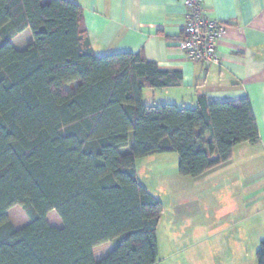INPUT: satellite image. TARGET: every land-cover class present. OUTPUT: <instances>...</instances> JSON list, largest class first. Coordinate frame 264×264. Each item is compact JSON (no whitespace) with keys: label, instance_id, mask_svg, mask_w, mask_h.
I'll list each match as a JSON object with an SVG mask.
<instances>
[{"label":"trees","instance_id":"trees-1","mask_svg":"<svg viewBox=\"0 0 264 264\" xmlns=\"http://www.w3.org/2000/svg\"><path fill=\"white\" fill-rule=\"evenodd\" d=\"M83 17L68 0H0V264H155L162 205L136 160L175 152L194 178L259 140L247 97L144 103L143 88L177 86L181 72L140 53L95 55ZM16 205L21 227L7 215ZM255 256L264 264V238Z\"/></svg>","mask_w":264,"mask_h":264},{"label":"crops","instance_id":"crops-1","mask_svg":"<svg viewBox=\"0 0 264 264\" xmlns=\"http://www.w3.org/2000/svg\"><path fill=\"white\" fill-rule=\"evenodd\" d=\"M68 1L82 8L83 25L95 55L140 53L148 61L156 62L162 69L181 72L182 80L177 86L143 88L144 103L184 106L185 103L194 104L199 94H205L215 101L242 97L249 99L258 129V142L235 145L230 159L194 179L198 182L201 179L208 181L199 182L200 185H215L225 189L233 183L237 186L236 183L241 182L243 177L249 178V185L241 186L248 191L263 188L261 197L257 196V191L254 194L263 203L264 0H203L206 12L226 23V31L216 48L218 63L208 65L191 61L180 47L185 12L182 0ZM14 38L12 44L16 48ZM233 159L236 160L235 164L239 166L240 172L232 168ZM238 173L240 176H237ZM255 198H246L247 205L253 207L251 211L259 206ZM239 214L240 212L233 214L232 218L241 222V227L236 230H219L213 234L205 233L203 239L209 242V239L214 238L213 242L209 243L207 249L190 247L192 252L196 249L195 256H186L185 264H253L249 255L254 251L256 253L259 242L264 237V226L244 227V216ZM252 219L258 223L259 214L246 215L247 221ZM26 223L15 226L21 227ZM187 234L193 236L194 232L187 231ZM173 252L175 251L171 253ZM203 254L205 255L201 258ZM212 254L222 255L213 258Z\"/></svg>","mask_w":264,"mask_h":264},{"label":"rangeland","instance_id":"rangeland-1","mask_svg":"<svg viewBox=\"0 0 264 264\" xmlns=\"http://www.w3.org/2000/svg\"><path fill=\"white\" fill-rule=\"evenodd\" d=\"M31 38V31L26 29L14 38L13 43L16 48L23 49L31 41ZM75 85L76 82H73L67 85V88L69 89ZM194 104L185 103L184 107H192ZM131 145L132 140L130 138L129 146ZM177 160L178 155L175 152L159 153L136 160L139 183L151 195L156 197L162 205V213L157 226L159 249L157 264H185L184 258L186 256H195L196 249L192 252L190 247L207 249L209 243L213 242L214 238L209 239V242L203 239L205 233L210 232L213 234L219 230L232 228L236 230L241 227V222L232 218L233 214L240 212L239 215L244 216V222L242 223L244 227L264 226V216L262 217L264 202L260 203L255 198L257 196L261 197L263 188L245 190L244 186L241 185L248 186L251 181L246 177H243L240 180L241 182L236 183L237 186L233 183L231 187L225 189L224 187L220 189L215 185H200L199 182L208 183V181L201 179L198 182L192 177L181 176L177 171ZM235 161L233 159L232 168L240 172ZM237 176H240V173ZM227 182L230 183V181ZM256 191L258 192L257 196L254 195ZM246 198L256 199L259 204L255 207L256 210L251 211L253 207L247 205ZM251 213L259 214L260 220L258 223L254 219L246 220V215ZM7 215L9 220L16 226L28 222V218L20 206H13L7 212ZM47 221L52 226H61V221L55 211H50L47 214ZM191 230L194 232L193 236L187 234V231L190 233ZM172 251L175 252L171 253ZM205 254L200 257L202 258ZM221 255L212 254L211 256L214 258L215 256L221 257ZM249 256L253 264H256L255 251Z\"/></svg>","mask_w":264,"mask_h":264},{"label":"built area","instance_id":"built-area-1","mask_svg":"<svg viewBox=\"0 0 264 264\" xmlns=\"http://www.w3.org/2000/svg\"><path fill=\"white\" fill-rule=\"evenodd\" d=\"M182 1L185 12L181 49L195 63H218L216 48L226 31V23L208 14L203 0Z\"/></svg>","mask_w":264,"mask_h":264}]
</instances>
